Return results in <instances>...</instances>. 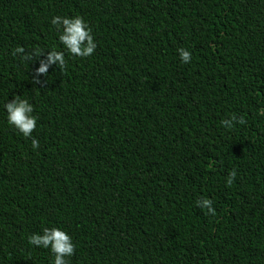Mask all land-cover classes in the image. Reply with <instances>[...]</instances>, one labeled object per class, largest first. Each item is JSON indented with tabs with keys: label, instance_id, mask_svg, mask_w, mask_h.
Instances as JSON below:
<instances>
[{
	"label": "trees",
	"instance_id": "obj_1",
	"mask_svg": "<svg viewBox=\"0 0 264 264\" xmlns=\"http://www.w3.org/2000/svg\"><path fill=\"white\" fill-rule=\"evenodd\" d=\"M53 16L97 46L36 76L63 51ZM13 96L36 150L7 123ZM260 108L264 0H0V264H51L28 243L44 227L71 237L67 264H264Z\"/></svg>",
	"mask_w": 264,
	"mask_h": 264
},
{
	"label": "clouds",
	"instance_id": "obj_2",
	"mask_svg": "<svg viewBox=\"0 0 264 264\" xmlns=\"http://www.w3.org/2000/svg\"><path fill=\"white\" fill-rule=\"evenodd\" d=\"M51 24L58 28V41L62 46L63 51H57L52 48L47 53L46 61H40V66L36 69V76H41L47 73L48 67L55 64L61 70L65 65V53L76 57H89L93 54L96 48V43L91 34V29L87 23L79 16L62 17L53 16ZM176 52L181 63H189L191 60V53L183 48H177ZM25 49L17 46L12 50V55L18 57L23 62H30L31 56H41L44 52L39 49L30 51V55H25ZM39 83L38 80H34ZM6 114L7 123L17 130L25 138L31 139V147L36 150L39 147L37 139L31 136V133L36 127L37 119L32 114L33 106L29 101L21 96H13L11 101H7L3 105ZM258 115H264V108L258 109ZM230 118L235 120V114H231ZM221 124L227 123L224 120ZM237 124L243 125L246 123L245 117L241 115L240 119L236 121ZM229 128L232 125H228ZM236 177V171L232 170L225 178L226 185H231ZM212 200L203 198L197 199L195 204L202 210H206L208 214L215 215V210L212 207ZM30 245L48 249L53 255L51 264H67V258L71 257L74 252V244L69 235L63 230L56 227H44L41 233H33L28 237Z\"/></svg>",
	"mask_w": 264,
	"mask_h": 264
}]
</instances>
